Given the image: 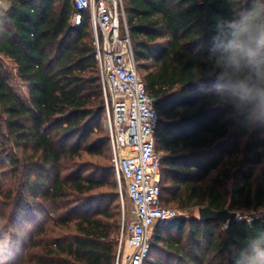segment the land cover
Wrapping results in <instances>:
<instances>
[{"label": "trees", "instance_id": "obj_1", "mask_svg": "<svg viewBox=\"0 0 264 264\" xmlns=\"http://www.w3.org/2000/svg\"><path fill=\"white\" fill-rule=\"evenodd\" d=\"M6 1L0 56L27 91L25 99L15 93L0 70V201L8 209L0 213V262L114 264L118 212L80 213L109 183L88 176L81 162L103 146L110 155L91 29L87 21L74 27L69 0ZM249 2L123 0L137 73L158 114L160 202L189 213L152 227L143 264L154 250L167 261L149 264H237L247 239L264 232V123L239 126L214 78L193 82L187 72L208 55L216 21ZM205 206L242 219L226 228L201 221L194 211Z\"/></svg>", "mask_w": 264, "mask_h": 264}, {"label": "built area", "instance_id": "obj_2", "mask_svg": "<svg viewBox=\"0 0 264 264\" xmlns=\"http://www.w3.org/2000/svg\"><path fill=\"white\" fill-rule=\"evenodd\" d=\"M69 1L74 27L87 21L91 29L111 162L132 205L133 220L125 234L122 228L114 264H143L150 251L152 227L184 215L160 202L162 157L154 141L155 99L137 73L123 0ZM238 219L242 218L238 215Z\"/></svg>", "mask_w": 264, "mask_h": 264}, {"label": "clouds", "instance_id": "obj_3", "mask_svg": "<svg viewBox=\"0 0 264 264\" xmlns=\"http://www.w3.org/2000/svg\"><path fill=\"white\" fill-rule=\"evenodd\" d=\"M187 72L193 82L214 78L213 91L238 114L239 126L252 130L264 123V0L218 19L208 55ZM237 264H264V232L247 239Z\"/></svg>", "mask_w": 264, "mask_h": 264}, {"label": "rangeland", "instance_id": "obj_4", "mask_svg": "<svg viewBox=\"0 0 264 264\" xmlns=\"http://www.w3.org/2000/svg\"><path fill=\"white\" fill-rule=\"evenodd\" d=\"M9 3L6 0H0V10L3 8H6ZM0 70L5 73L9 78V83L14 90L15 93H17L22 98H26V91L27 86L23 85L15 76V69L13 64L6 58H3L0 56ZM105 118L104 115L102 116V127H103V133L106 134L105 129ZM101 134L98 135L97 140H101ZM103 154L102 155H94V154H84L82 156L81 162L85 163V167H87L88 170H86V174L90 176L91 178L95 179H101V178H107L109 179L108 186H105L98 191L95 192L92 199L89 200V202L84 205V207L80 210V213H95L98 210H102L105 208H109L111 212H118L119 214V221H120V230L118 234V239L121 235L122 228L125 230L130 223L131 220H133V213H132V205L131 202L128 200L126 194H125V184L123 180H118L115 175V171L112 168V164L110 161V155H109V148L108 146H103ZM69 170H67V173ZM114 185V186H113ZM3 198V197H2ZM173 208H177L174 205H170ZM3 212V216L6 215L8 212V209H5V206H3V202L0 201V213ZM184 215H187L189 213L183 212ZM194 214L197 215V209H195ZM47 216H42V220H46ZM27 225L33 226L31 222H29ZM27 226L24 225L22 227V231L25 233H28L30 229L28 230L26 228ZM151 235V232H150ZM5 247L6 249H9V238H5ZM167 261V257L162 255V253H159V251H153L149 258L147 259L145 264L152 263L150 261ZM0 264H10V259L8 257L4 258L3 261L0 262Z\"/></svg>", "mask_w": 264, "mask_h": 264}, {"label": "water", "instance_id": "obj_5", "mask_svg": "<svg viewBox=\"0 0 264 264\" xmlns=\"http://www.w3.org/2000/svg\"><path fill=\"white\" fill-rule=\"evenodd\" d=\"M238 213L227 208L214 210L208 206L197 208V218L201 221L214 220L225 224L231 219H238Z\"/></svg>", "mask_w": 264, "mask_h": 264}]
</instances>
